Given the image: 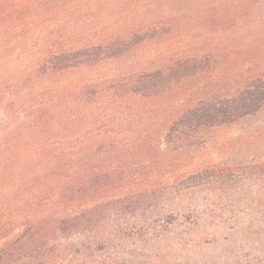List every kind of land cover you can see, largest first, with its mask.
I'll return each instance as SVG.
<instances>
[{"label": "rangeland", "instance_id": "374dc122", "mask_svg": "<svg viewBox=\"0 0 264 264\" xmlns=\"http://www.w3.org/2000/svg\"><path fill=\"white\" fill-rule=\"evenodd\" d=\"M119 39L131 42L123 55L30 87L39 58ZM189 58L202 69L131 93L135 76ZM263 70L264 0H0V217L107 203L91 224L49 230L19 264H264V108L168 134L198 99ZM49 155L101 181L65 195L62 169L20 168Z\"/></svg>", "mask_w": 264, "mask_h": 264}, {"label": "trees", "instance_id": "16d2710c", "mask_svg": "<svg viewBox=\"0 0 264 264\" xmlns=\"http://www.w3.org/2000/svg\"><path fill=\"white\" fill-rule=\"evenodd\" d=\"M149 31L150 29L144 33L143 31L131 33L129 40L135 37L148 38ZM126 41L119 39L105 44L62 47L53 51L39 58L35 65L36 73L28 79L30 87L39 88L41 83L51 76L55 77L76 68L90 66L101 59L117 58L130 49L131 42ZM138 41H143V39ZM203 61L204 59L200 58L180 59L171 65L135 76L128 84L131 86V93L141 96L159 93L182 77L202 69ZM262 108H264V70L257 75L241 76L240 80H237L235 90L229 94L208 95L198 99L196 103L190 105L179 115L168 134L177 132L180 130L179 127L198 130L204 127L230 124L253 115ZM7 160L12 161L16 166L19 158L11 156ZM23 160L20 168L29 170L30 176L38 173L40 169L41 171L45 170L46 174H52L53 169L59 171L62 169L61 177H64V183L70 185L65 189V195L78 194L84 191L85 186L98 184L101 181L100 172L92 174L82 172L79 178L74 179L71 176L74 163L71 164L67 157L49 155L45 158L44 162H47L44 166L41 165V156H25ZM79 163L84 167L83 160ZM42 168L46 169L42 170ZM105 204L107 203H97L73 213L66 211L53 219L45 215L39 217L37 213L23 214L22 209H19L21 213L12 216L13 219L17 218L15 223L13 220L5 223L0 217V264H19L22 258L29 254V251L38 250L39 244H45L49 230L63 232L101 219L107 209ZM19 217H21L20 220ZM17 221L20 223L16 224ZM11 229L15 231L13 236H11Z\"/></svg>", "mask_w": 264, "mask_h": 264}]
</instances>
